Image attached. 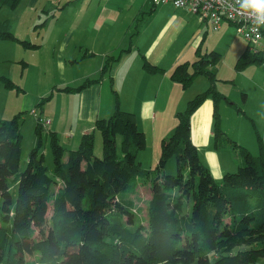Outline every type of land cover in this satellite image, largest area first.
I'll use <instances>...</instances> for the list:
<instances>
[{"label": "trees", "instance_id": "16d2710c", "mask_svg": "<svg viewBox=\"0 0 264 264\" xmlns=\"http://www.w3.org/2000/svg\"><path fill=\"white\" fill-rule=\"evenodd\" d=\"M17 3L0 0V6ZM12 36L9 22L1 19L0 38ZM261 52L246 46L237 65L263 60ZM215 53L172 69L171 78L183 87L196 74L206 75L209 85L175 113V128L161 138L153 168L138 159L145 134L135 114L122 110L118 101L108 117L93 122L102 138L99 155L92 148L93 131L65 150L56 133L45 128L50 171L41 151V122L36 119L37 142L20 168L17 120H0V264H255L264 258L263 156L240 148L236 169L217 180L190 137L191 114L208 93L213 131L219 132L216 105L222 94L214 72L205 68L218 57ZM170 157L176 173L164 171ZM140 183L150 192L143 216L130 197ZM41 225L35 236L34 226ZM25 240L33 260L23 261L19 254Z\"/></svg>", "mask_w": 264, "mask_h": 264}, {"label": "rangeland", "instance_id": "374dc122", "mask_svg": "<svg viewBox=\"0 0 264 264\" xmlns=\"http://www.w3.org/2000/svg\"><path fill=\"white\" fill-rule=\"evenodd\" d=\"M65 2L66 0H36V2L30 3V0H18L14 7H10L7 4L0 6V18H7L10 23L9 26H13L14 29L11 39L0 38V120L13 118L17 120V127H19L21 133L19 138L22 149L20 168L24 167V163H26L28 150L37 142L34 126L37 114L33 110L38 112L40 109L52 111L56 107L55 104L59 105L62 98L60 94L57 95L58 90L68 89L66 86L69 80L81 76L86 70L85 63L73 64V62H69L70 60H65L60 64L56 52L51 50V42L46 45L43 44L42 49H39L36 47V43L26 40L27 38L36 39V37L43 35V32L40 30L39 32L35 27L34 36L31 38L34 28L31 25L27 29V23L40 24L47 14L50 17V13L58 11L60 7L64 6ZM78 6L79 2H76L75 5H68L63 11L72 12L74 9L76 11ZM46 10L49 13L45 14ZM39 14H41L40 18H38ZM48 24L51 26L50 31H48V37H51L53 35L51 31V28H53L52 22L50 21ZM227 26L231 28L227 30L225 25L223 29L212 30L210 26L198 49H193V54L189 52V58L183 59H189L188 61L191 64L195 57V50L197 53L199 52V56H208L210 52L213 53L215 51L218 53H215L218 57L205 68L214 72V77L216 78L214 80L215 88L222 94L216 105L219 132L216 136L212 129L213 133L208 140H203L199 136L196 137L200 161L210 169L214 176L217 174L210 161L213 163V159L217 158L222 165L225 163L230 164L234 156L236 157L235 154L242 147L248 149L251 155L256 156L260 153L264 162V63L260 60L237 65L238 54L242 52L246 42H244V38L237 31L235 25L227 24ZM36 32L39 33L37 34ZM45 36L47 37V34ZM175 51L176 49L170 53V58L166 62L175 57ZM65 53L69 55L72 51L67 50ZM82 54L83 51L80 52V56ZM261 54V59H264V48ZM144 64L150 67L154 65L146 61ZM152 67L157 74L163 73L162 66L158 65V68L157 66ZM140 74H142L140 69L135 71V77L138 79L137 85L144 81V79L137 77ZM63 78L65 82H63ZM207 80L206 75L196 74L185 87L180 82L173 83V85L164 83V93H159L156 99V123H154L153 129H150V126H144L147 142L138 154V159L141 158V155H144L143 167L153 168L157 163L156 159L160 153V139H154L153 135H157L160 138L161 132L164 133L165 129L170 125H173L172 130L170 129L171 132L173 131L177 122L176 111L183 110L190 98L194 97L196 93L202 92L208 85ZM116 98L119 99L118 95ZM127 98H121L122 105L126 107L130 105ZM46 119L49 120L50 118L46 117ZM46 129L42 128L41 151L44 155V163H46L48 171H50L52 153L49 146V138L45 134ZM169 131L166 132V136L171 134ZM93 133L92 148L94 149V154L99 155L101 151V133L98 128H95ZM60 137L65 139L64 134ZM64 146L67 148L76 147L68 146V144H64ZM210 150L211 152L208 155ZM212 151H215L216 155ZM238 164L231 163L229 171H234ZM164 171L176 173L174 158L170 157L168 159ZM54 189L55 187L53 186L52 191ZM130 195L134 200L136 210L143 216L148 196H150L149 185L140 183ZM50 212V207H48L46 212H44L46 219H48ZM42 226H34L36 229L35 236L41 228L43 229ZM29 243L30 241L28 240L21 243L19 254L23 261L34 259V253L31 252ZM2 263L4 262L1 261ZM255 264H264V258H259Z\"/></svg>", "mask_w": 264, "mask_h": 264}, {"label": "crops", "instance_id": "0c3cea01", "mask_svg": "<svg viewBox=\"0 0 264 264\" xmlns=\"http://www.w3.org/2000/svg\"><path fill=\"white\" fill-rule=\"evenodd\" d=\"M34 1L36 2L30 0V3ZM76 2H79L76 11L75 9L72 12L63 11L68 5H75ZM63 5L60 7L62 9L50 13V17L46 10L47 15L43 16L44 19L40 24H37L39 26L33 22L26 25L27 29L31 25L34 28L31 38L34 36L35 27L43 32V35L36 39L25 37L27 41L36 43L39 49H42L43 44L51 42V50L56 52L60 64L70 60L69 62L73 64L85 63L86 67L81 76L69 80L66 86L68 89L58 90L57 95L60 94L62 98L52 111L35 110L37 115L50 118L46 128L56 133L59 141L62 140L60 143L77 147L80 134L94 131L93 122L98 118L108 117L113 112L116 101L120 99L119 107L135 114L137 125L144 131L143 134H145L144 126L153 129L156 123L157 95L164 93V83L169 85L177 83L170 78L174 65L189 62V59H183L189 58V52L193 54V49H198L205 33L209 30V24L186 6L172 7L170 3L154 4L152 0H66ZM40 16L41 14L38 18ZM0 19L8 21L5 17ZM68 20L70 22L67 23ZM50 21L53 35L48 37ZM227 24L233 23L224 21L216 30L223 29L225 25L228 30L231 27ZM10 29L14 33L13 26L10 25ZM246 46L247 44L242 51ZM174 49H176L175 57L166 62ZM67 50L72 53L66 55ZM196 50L191 63L199 57V52L197 53ZM81 51H83L82 56H80ZM145 61L154 64L153 66L157 68L158 65L162 66L163 73L157 74L155 69L148 70ZM188 64L190 65V62ZM138 69L142 74L137 77L144 79L140 85L136 84L138 79L135 77V71ZM85 80L88 81L84 84ZM63 82H65L64 78ZM117 95L119 99L116 98ZM122 97H128L130 105L127 107L122 105ZM212 105L213 98L208 93L191 114L190 137L196 147L197 136L208 140L213 133ZM172 128L173 125L168 126L164 133L161 132L160 138L153 135L154 139L161 140ZM62 134L65 139H61ZM145 139L147 142L146 134ZM64 148L67 150L71 147L64 146ZM210 152L211 150L208 155ZM212 152L216 155L215 151ZM235 155L230 164L222 165L217 158H214L212 163L209 159L217 174L215 176L212 174L215 179H220L226 171H229L231 163H240L241 157L238 153ZM143 158L144 155L139 158L141 164Z\"/></svg>", "mask_w": 264, "mask_h": 264}, {"label": "built area", "instance_id": "2783aa9c", "mask_svg": "<svg viewBox=\"0 0 264 264\" xmlns=\"http://www.w3.org/2000/svg\"><path fill=\"white\" fill-rule=\"evenodd\" d=\"M154 4L170 3L172 7H188L199 15L203 21L211 26L212 30L220 28L222 22L228 21L236 26L237 31L244 38L250 52H263L264 27L256 28L249 14H241L236 0H152ZM264 63V59L262 60ZM36 113L35 110H33ZM37 121L46 128L49 120L37 115Z\"/></svg>", "mask_w": 264, "mask_h": 264}, {"label": "clouds", "instance_id": "9594fccd", "mask_svg": "<svg viewBox=\"0 0 264 264\" xmlns=\"http://www.w3.org/2000/svg\"><path fill=\"white\" fill-rule=\"evenodd\" d=\"M241 14H249L256 28L264 27V0H236Z\"/></svg>", "mask_w": 264, "mask_h": 264}]
</instances>
